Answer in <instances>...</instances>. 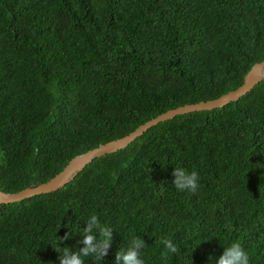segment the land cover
I'll list each match as a JSON object with an SVG mask.
<instances>
[{
    "label": "trees",
    "instance_id": "trees-1",
    "mask_svg": "<svg viewBox=\"0 0 264 264\" xmlns=\"http://www.w3.org/2000/svg\"><path fill=\"white\" fill-rule=\"evenodd\" d=\"M262 60L264 0H0V190L234 90ZM175 167L198 172L195 193L173 186ZM93 213L112 243L85 264H114L137 236L144 264H211L236 241L264 264V78L159 122L56 191L0 203V264H60L55 248L77 247Z\"/></svg>",
    "mask_w": 264,
    "mask_h": 264
},
{
    "label": "clouds",
    "instance_id": "clouds-1",
    "mask_svg": "<svg viewBox=\"0 0 264 264\" xmlns=\"http://www.w3.org/2000/svg\"><path fill=\"white\" fill-rule=\"evenodd\" d=\"M173 177V186L178 191L188 190L192 193L197 191L199 181L197 171L175 167ZM85 223L87 226L80 229V235L83 238L78 241L77 247L55 248L60 253V264H85L84 258L86 257H95L102 261L108 255L112 243V228L102 224L99 217L94 213L90 215ZM67 238L69 237H65V239ZM155 244L162 245L165 253L175 254L179 251L174 242L164 236L156 239ZM79 245H82V247ZM146 246L144 239L139 236L131 239L127 247L121 246L117 251L114 264H144L142 251ZM209 260L211 264H250L248 253L238 241L223 247L222 255L219 257L210 256Z\"/></svg>",
    "mask_w": 264,
    "mask_h": 264
},
{
    "label": "water",
    "instance_id": "water-1",
    "mask_svg": "<svg viewBox=\"0 0 264 264\" xmlns=\"http://www.w3.org/2000/svg\"><path fill=\"white\" fill-rule=\"evenodd\" d=\"M263 78L264 60L256 62L251 66V68L244 75L242 84L236 89L228 91L227 93H224L214 99L184 104L176 108L168 109L165 112H162L159 115L140 124L127 135L114 140H110L108 142L100 144L95 148L75 155L67 162V164L59 173L45 182L30 184L27 187L13 193L0 190V203H13L21 201L25 198H30L35 195L56 191L62 188L66 183L71 181L75 177V175L80 172L87 164H89L94 158L125 148L128 144L134 141L137 137L141 136L150 127L158 124L159 122L188 112L211 110L213 108L222 107L231 101L238 100L241 96L249 92Z\"/></svg>",
    "mask_w": 264,
    "mask_h": 264
}]
</instances>
